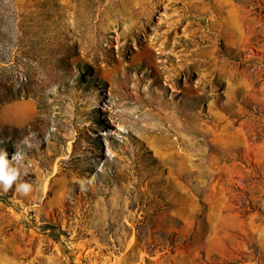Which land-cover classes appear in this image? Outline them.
Returning <instances> with one entry per match:
<instances>
[{"label": "rangeland", "instance_id": "rangeland-1", "mask_svg": "<svg viewBox=\"0 0 264 264\" xmlns=\"http://www.w3.org/2000/svg\"><path fill=\"white\" fill-rule=\"evenodd\" d=\"M0 151V264H264V0H0Z\"/></svg>", "mask_w": 264, "mask_h": 264}, {"label": "clouds", "instance_id": "clouds-1", "mask_svg": "<svg viewBox=\"0 0 264 264\" xmlns=\"http://www.w3.org/2000/svg\"><path fill=\"white\" fill-rule=\"evenodd\" d=\"M20 160L21 156L19 153L12 156V161H15L17 165H19ZM18 178V167L11 165L6 152L0 151V186L7 192L12 187L13 183L18 181ZM16 190L26 194L30 191V185L27 183H18Z\"/></svg>", "mask_w": 264, "mask_h": 264}, {"label": "bare ground", "instance_id": "bare-ground-1", "mask_svg": "<svg viewBox=\"0 0 264 264\" xmlns=\"http://www.w3.org/2000/svg\"><path fill=\"white\" fill-rule=\"evenodd\" d=\"M187 171H185V173H186ZM189 172V171H188ZM188 177V176H187Z\"/></svg>", "mask_w": 264, "mask_h": 264}]
</instances>
